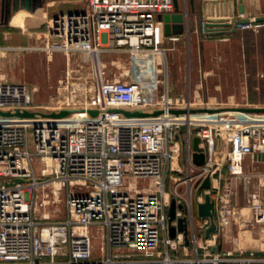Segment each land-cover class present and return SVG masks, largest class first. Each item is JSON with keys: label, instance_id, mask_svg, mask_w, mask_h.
<instances>
[{"label": "built area", "instance_id": "obj_1", "mask_svg": "<svg viewBox=\"0 0 264 264\" xmlns=\"http://www.w3.org/2000/svg\"><path fill=\"white\" fill-rule=\"evenodd\" d=\"M174 9L173 0H87L83 10L51 16L39 48L49 55L96 57L111 51H158L163 40L158 14ZM259 25L264 21L254 18L246 24ZM103 74L96 70L78 78L69 96L50 106L34 104L26 83L0 77L1 111L71 109L61 116L0 112V264H264V171L251 175L243 165L248 155H264V112L238 119L231 115L241 111L172 112L208 106L170 94L168 85L155 97L154 89L140 80H103ZM177 127L183 142L175 136ZM195 135L206 153L203 165L192 160ZM223 160L232 179L221 186L213 180L222 174ZM208 173L219 230L233 214L237 181L242 180L251 222L260 226L262 255L257 249L239 254L211 249L219 230L206 237L209 219L198 217L195 207L196 200L204 199L203 190L197 192ZM61 192L64 216L42 214L41 207ZM173 197L185 205L177 208V216H187L189 243L182 231L169 235ZM191 245L194 255L187 251ZM180 250L185 257L174 255Z\"/></svg>", "mask_w": 264, "mask_h": 264}, {"label": "crops", "instance_id": "obj_2", "mask_svg": "<svg viewBox=\"0 0 264 264\" xmlns=\"http://www.w3.org/2000/svg\"><path fill=\"white\" fill-rule=\"evenodd\" d=\"M243 1L245 13L241 15L239 11V0H196L194 10H192L189 0H180L183 10L188 12L186 25L187 29L189 28L190 30L185 29L181 33H172L170 35L165 34L163 31V40L160 44L161 48L164 49L161 53L165 57V67L168 73H165L167 76L164 74L163 80H167V82H165L168 83L170 94L185 97L190 96L191 98L198 99L200 104L202 103L208 106V108H219L221 110L225 107L263 106L257 104V102L261 101V98H253L251 102L254 103H251L239 97L240 95L237 93H233L235 89L226 87L224 85L225 83H232L231 78L224 81V83L219 81V79L212 78L215 75V67H218V65L212 63L211 60L214 57L225 59V54L209 51V45L216 40L233 39L235 35L241 32V29H244L243 27L247 26L241 24L237 20L235 29L232 32L208 35L205 34L202 29V22L207 16L215 19L223 18L227 20V22H231L233 16L236 18L247 16L253 19L258 15L264 14V0ZM86 6L87 0H32V9L27 11L26 7L23 5L15 9L13 4L8 6L7 3H4V0H0V77L9 81L26 83L32 93V85L16 77L17 72L14 70V67L21 64V57H24L27 52L38 51L43 53L44 50L39 48V45H41L44 40L42 34L47 29L48 20L51 16L57 13L83 10ZM8 10L10 12H8ZM228 27L231 28V26ZM256 27H260V29H262L260 33L264 35V25ZM172 36H176L177 38L172 39ZM116 53L117 52L113 51L106 52L105 57H109L108 54L111 57H115L118 55ZM156 53H158V51ZM73 54L75 53L64 54L60 51L50 55L49 57L53 59L54 72H56L58 68L62 70L61 60L67 55V68L65 67L63 69V75H68L71 70L75 71L76 74H80L81 72L79 69H71L75 66V62H73L72 59ZM182 60H186V65L188 66V79L185 89L183 90L177 87L182 81L181 78L177 77L179 74L178 69L182 72ZM178 61L181 63H178ZM92 70L94 73V68ZM259 73L260 72H258V74ZM88 74L89 73L82 74L80 77L91 76V74ZM240 74H242V72H240ZM230 75L231 74H229V76ZM77 79L78 78L73 79L70 84L74 83ZM101 79L104 80L106 78ZM60 80L51 84L53 90L51 103L53 104L56 103L57 98L64 95L69 96V83L60 82ZM164 81L160 80V84L158 83L160 85L159 92H162L166 85ZM245 86L246 88L243 87V89L245 88L244 90L248 91L247 89L249 86ZM259 87L258 85H250L253 91L252 95L257 92ZM225 89H230L227 95L223 93ZM241 112L237 114L245 116L249 113L245 112L242 114ZM247 158L251 161L247 162ZM243 165L245 170L261 171L260 168L261 165H264V160L256 158L254 155H248L244 159ZM221 169L222 174L216 175L213 182L214 184L222 186L229 178L232 179V177L228 174L226 160L222 161ZM176 174L177 173H175V175ZM177 176L183 178L182 174H177ZM176 180L177 179L169 180L168 188L170 190L173 189V183ZM178 187L184 196H186V184L181 182ZM237 191V196H234L232 200L233 214L226 225L219 230L215 245L213 246H217V251L232 252L234 254L247 252L250 249H257L258 254L262 255L260 226L251 222V209L249 204H247L241 179L237 181ZM213 246H211L212 250H214ZM187 251L189 255H194V246H188ZM174 255L185 257L186 253L180 250L176 251Z\"/></svg>", "mask_w": 264, "mask_h": 264}, {"label": "rangeland", "instance_id": "obj_3", "mask_svg": "<svg viewBox=\"0 0 264 264\" xmlns=\"http://www.w3.org/2000/svg\"><path fill=\"white\" fill-rule=\"evenodd\" d=\"M243 28L233 39L216 40L209 45V51L225 54V59L214 57L211 60L212 63L218 65V67H215V75L212 78L219 79L222 83L231 78L232 83H225L224 85L235 89L236 92L233 90V93H237L240 95L239 97L249 102L253 98H261V101L257 102V104L264 106V35L260 33L262 31L260 27L247 26ZM159 48H161V45H158ZM156 49L146 51L150 52L147 54H143V52L136 54L117 52L116 54L118 55L115 57H111L109 54V57H105L106 52L101 53L97 57L88 53L75 52L72 58L75 66L71 69H79L81 73L76 74L75 71L71 70L66 76L63 75V69L67 68V55H65L66 59L63 57L61 60L62 70L58 68L54 72L53 59L49 57L50 55L46 51H43V53L38 51L27 52L24 57H21V64L15 66L14 70L17 72L16 77L32 85V100L34 104L53 105L51 103L53 95L51 84L61 79L60 82H68L70 86V82L75 78H80V75L87 73L92 75L93 68L95 71H104L102 78L119 77L128 80H140L149 89L153 88L154 96L158 97L160 95L159 82L160 80L164 81V74L167 73V70L165 67V57H158L159 53H156ZM62 53L66 54L65 52ZM178 63L181 62L178 61ZM182 64V72L178 69L179 74L177 76L182 81L177 87L183 90L188 79V66L186 65V60H182ZM258 72L261 74H258ZM229 74L231 75L229 76ZM165 81L167 82V80ZM166 82L165 84L168 85ZM245 85L249 86L248 91L244 90L246 88ZM250 85L260 86L253 95ZM243 87L245 88L243 89ZM229 91L230 89H225L223 93L227 95ZM231 116V118L235 117L238 119L243 115L237 114V116ZM248 158L246 160L250 162L251 160H248ZM260 170L264 171V165H261ZM245 172L252 175L257 173L258 170L246 169ZM65 206V193L61 192L57 200L46 204L45 207H41V213L49 214L53 218H61L64 216Z\"/></svg>", "mask_w": 264, "mask_h": 264}, {"label": "water", "instance_id": "obj_4", "mask_svg": "<svg viewBox=\"0 0 264 264\" xmlns=\"http://www.w3.org/2000/svg\"><path fill=\"white\" fill-rule=\"evenodd\" d=\"M175 9L172 12H165L159 13L158 19L162 23L163 31L165 34L170 35L172 33H181L185 29H187L186 22L188 20V12H185L181 7L180 0H173ZM195 1L196 0H189L192 10L195 9ZM239 11L240 14L243 15L245 13V5L243 0H239ZM4 3H7L8 6L13 4L15 9H18L21 5L26 7L27 11L32 9V0H4ZM10 10V8H9ZM8 10V12H10ZM239 21L241 24H248L251 22V17L247 16H240L238 18L232 17L231 22H227V20L215 19L212 17L207 16L204 19L202 29L205 34L212 35V34H222L226 32H232L235 29L236 21ZM256 22H263L264 21V14L258 15L254 18ZM228 26H231L228 27ZM187 30H190L189 28ZM223 110H239L244 112H264V106H239V107H225L222 108ZM219 108H192L188 109H172V112H197V111H217ZM221 110V109H220ZM125 114L132 115H144L147 114L146 112L142 111H129V110H121ZM2 114L5 115H19V116H34L36 112H40L43 115H53V116H61L71 112V109L64 108L60 111H34V110H16V112L12 113L10 111H1ZM93 113H96L97 110H92ZM161 110H155L153 113L158 114ZM176 138L183 142V138L180 133L179 127L176 128L175 132ZM217 140H218V149L221 150L223 146L222 136L220 131L217 133ZM201 138L199 135H195L192 140V160L196 165H203L206 161V153L200 146ZM256 158L264 160L263 154H255ZM221 158V154L219 153L216 157L215 165L219 163ZM212 174L208 173L205 178L202 180L201 184L198 187V192L200 193L203 190L204 199L203 200H196V210L197 215L200 218H208L209 224L205 230V236L210 238L219 230L218 222L216 219V211H217V202L216 198L212 193ZM177 208L182 210L185 209V205L183 203H177L175 197L172 198L169 210H168V223H169V235L171 237H175L178 231H182L185 234L186 243H189V230H188V219L187 216H177ZM177 221L176 223L174 221ZM214 250H217V246H213Z\"/></svg>", "mask_w": 264, "mask_h": 264}, {"label": "bare ground", "instance_id": "obj_5", "mask_svg": "<svg viewBox=\"0 0 264 264\" xmlns=\"http://www.w3.org/2000/svg\"><path fill=\"white\" fill-rule=\"evenodd\" d=\"M214 17H217V16H214ZM218 17H220V16H218ZM222 17V16H221ZM162 51V50H161ZM161 51L158 49V53H159V56L158 57H163V54L161 53ZM147 54V53H150V52H143V54ZM250 241V240H249Z\"/></svg>", "mask_w": 264, "mask_h": 264}]
</instances>
